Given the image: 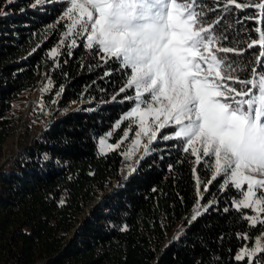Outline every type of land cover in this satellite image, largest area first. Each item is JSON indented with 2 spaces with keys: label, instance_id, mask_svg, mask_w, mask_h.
I'll return each instance as SVG.
<instances>
[{
  "label": "trees",
  "instance_id": "1",
  "mask_svg": "<svg viewBox=\"0 0 264 264\" xmlns=\"http://www.w3.org/2000/svg\"><path fill=\"white\" fill-rule=\"evenodd\" d=\"M33 2L0 0L6 12L0 16V161L5 158L0 165V264H248L247 258L237 261L235 256L258 237L264 239V225L249 226L246 211L233 206L239 191H220L222 177L200 201L212 202L211 207L190 221L197 200L192 168L198 169L202 192L211 172L174 147L177 141L154 142L155 150L138 159L136 172L127 179L120 172L122 148L100 154L98 138L112 131L133 104L124 99L134 96L133 90L112 101L124 82L119 66L112 60L104 64L83 46L68 55L71 38L58 56L49 58L65 31V22L57 24L64 6L32 7ZM203 3L216 6L214 0ZM218 18L215 12L206 16ZM237 18L243 23L237 24ZM216 27L231 38L224 46L246 49L260 37L255 29L264 31V12L233 7ZM83 39H77L78 45ZM260 50L256 45L243 56L227 54L244 69L237 73L241 78H250L253 67L264 71L255 63ZM106 71L111 74L105 76ZM32 89L39 93L36 112L45 121L33 134L24 124L16 147L5 154L3 145L19 125L12 102ZM128 126L125 120L109 140L118 141ZM244 234L249 239L238 238ZM256 260L264 264V252L253 264Z\"/></svg>",
  "mask_w": 264,
  "mask_h": 264
},
{
  "label": "snow or ice",
  "instance_id": "2",
  "mask_svg": "<svg viewBox=\"0 0 264 264\" xmlns=\"http://www.w3.org/2000/svg\"><path fill=\"white\" fill-rule=\"evenodd\" d=\"M47 3L64 6L57 24L65 22L62 38L47 53L48 57L58 56L59 49L71 38L67 43L68 55H72L71 49L83 46L104 64L112 60L119 66L124 82L112 101L121 93L134 90V96L124 97L132 100L134 106L122 114L107 137L111 138L125 120L133 123L115 144L100 138V154L107 155L105 147L110 151L120 149L128 140L133 124L135 138L121 152L125 160H131L141 146L144 151L140 160L151 155L155 150L152 145L158 139L177 141L174 147L193 157L194 165H206L211 172V178L203 182L202 192L198 169L192 168L197 200L190 221H195L202 211H208L212 202L202 205L203 193L209 192V186L223 177L220 191L235 187L242 196L238 202L233 201L236 210L250 209L256 214H244L249 226L264 225L261 218L264 214V71L253 67L250 78H241L237 73L244 69L233 56L227 55L243 56L246 50L259 45L261 50L255 63L264 67V31L257 27L259 39L252 38L245 49L224 46L231 38L219 33L216 27L233 7L236 10L252 7L264 12V0L254 4L214 0L215 7L205 5L203 0H34L32 7ZM209 12L218 13L219 18L206 19ZM3 15L6 12L0 9V16ZM236 23L243 21L237 18ZM256 23H260L259 17ZM80 37L84 39L78 45ZM63 90L61 87L57 95ZM169 128L171 132L162 133L161 130ZM140 160L136 161L137 165ZM136 170L129 166L125 179ZM238 238L249 239L247 234ZM262 252L264 247L257 240V247L241 249L235 259L247 258L248 264H253ZM256 264L260 261L256 260Z\"/></svg>",
  "mask_w": 264,
  "mask_h": 264
},
{
  "label": "rangeland",
  "instance_id": "3",
  "mask_svg": "<svg viewBox=\"0 0 264 264\" xmlns=\"http://www.w3.org/2000/svg\"><path fill=\"white\" fill-rule=\"evenodd\" d=\"M43 80H44V78H41L38 81L37 86L41 85ZM38 94L39 93H38V91L36 89H32L30 91H24V92L19 93V95L13 100L12 105H11V111H12L14 117L19 121V125H18V127L16 129L15 135H13L10 138H8L7 141L5 142V144L3 145V150H4L5 154L8 153L11 148L16 147L17 134H18L19 131H22V129L24 127V124H26V127L29 129V131H28L29 134L35 133L39 128L42 127L46 117L43 114H38L36 112L39 109ZM133 94H134V90H133ZM133 106L134 105L132 104L122 114L127 113L131 109V107H133ZM122 114H121V116H122ZM121 116H120V118H121ZM127 123L129 125L130 123H133V121L132 120H127ZM134 127H135V125H134ZM135 130H136V128H134V132H133L131 138L127 142H125L124 144L121 145V148H122L123 151L127 150L129 148V146L131 145L132 140L135 138ZM161 131L162 132H166L167 129H163ZM107 133H105L104 135L100 136L98 138V140L100 138H106V139H108L109 143H112L109 140V138L107 137ZM98 140H97V147H98V150H99L100 146L98 144ZM143 142L146 143V139ZM115 143H113V144H115ZM107 150L108 149L105 147V151H107ZM143 151H144L143 147L141 146L139 148V150L135 152V154H134V156H133V158L131 160H125V158L123 157L124 161H123V164H122L121 170H120L121 175L124 176L127 173L129 166L134 167L136 161L143 154ZM2 159H1V161H2ZM1 161H0V163H1ZM244 187L246 189V185ZM239 199H242V196H240ZM239 199L236 200V202H238ZM241 210L246 211L245 214H250V215H253V216L256 215L255 213L251 212L250 209L241 208ZM261 218H264V214H261ZM257 240H259V245L264 247V239L262 237H258ZM257 240L255 241V243L250 248H248L249 250L252 249V248L257 247ZM243 248H245V247L240 248V250L237 252V254H239L241 249H243Z\"/></svg>",
  "mask_w": 264,
  "mask_h": 264
},
{
  "label": "water",
  "instance_id": "4",
  "mask_svg": "<svg viewBox=\"0 0 264 264\" xmlns=\"http://www.w3.org/2000/svg\"><path fill=\"white\" fill-rule=\"evenodd\" d=\"M4 160H5V158H3V159H2L1 163H3V162H4ZM1 163H0V165H1Z\"/></svg>",
  "mask_w": 264,
  "mask_h": 264
}]
</instances>
